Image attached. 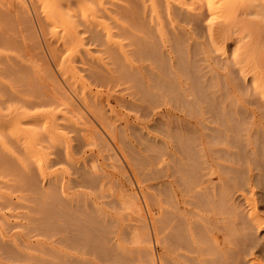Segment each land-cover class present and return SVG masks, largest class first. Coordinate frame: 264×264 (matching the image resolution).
Segmentation results:
<instances>
[{"label":"rangeland","instance_id":"374dc122","mask_svg":"<svg viewBox=\"0 0 264 264\" xmlns=\"http://www.w3.org/2000/svg\"><path fill=\"white\" fill-rule=\"evenodd\" d=\"M161 1L163 2V0ZM168 1L170 2L172 8L175 6L176 7L180 6V3L176 0H168ZM185 1H186V5L185 6L182 5V7H184L183 14L182 13L178 14L177 12H175L174 9H172L173 21L170 22L166 14L167 13L166 3H162L163 5L159 4V7L160 6L161 7L159 8L158 15H156L153 13L150 7V3L147 0H105L103 5L105 10H102L100 8L101 10L98 9L97 11V20L98 22H101L100 26H98L99 28L97 29V35L100 42L97 44V46L90 47L93 50L91 54L94 57L92 62L93 64H95L94 62H96L97 67L98 66L101 67L100 70L107 69L104 70V72L106 73L109 72V74H112V78L113 77L120 78V80L115 86L110 85L109 88L108 87L106 88V86L104 87L103 85H106L107 83H103V84L101 83L102 84L101 85L99 84L100 82H94L90 78L86 77L87 74L85 72L80 71L79 73L82 76H85L86 79V80L84 79V81L86 82L87 86L86 89H84V86L80 84L70 83L69 80L65 82L66 79L62 75L60 76L61 74L60 66H62L60 64H62L63 62L62 59L65 55L64 53H62V51L60 52L61 48H59V46L61 45L59 40L61 33H59L60 35L58 34V36L55 35L53 24H51V22L49 23L45 17V13L47 12V7L53 8L54 6H56L57 5L56 0H44V1L0 0V42H1L0 43V264H140V263L142 264V262L144 263L146 261L145 259L147 258L145 256L146 254H142V252L143 250L145 251V248L147 247L146 244L147 243L149 244V242H147L146 239H144L146 244L143 242V238H145V236L140 237L141 240L139 239L137 240V237L132 234V231L135 232L136 229L137 232L140 234V236L144 235V234L141 235V233H144V229L143 231H140L139 223L137 222H141L142 220H144L145 217H147L145 218L147 222L149 218L155 219L157 217L156 213L157 210L159 209L160 200H156V199H161V195H158L160 194L158 190L162 188L161 184L164 181L163 179V175H164L163 173L165 172L164 170L168 171L169 173L172 172L171 174L174 175L172 179L174 180V178H176L174 181L175 182H177V180L178 182L180 181L179 184H181L183 181L184 182L186 181L185 182L186 185L187 183L189 184L191 180L189 182L188 180L192 179L191 177L192 175L190 174L191 172L192 174H194L193 179L195 178L201 179L202 177L210 178L212 176V178L215 177L217 179L215 180V182L216 181L218 182L219 180L222 182L227 181V185H224L226 184V182L223 183V185L221 182L220 185L221 187L227 186L225 187L227 188V190L231 187L230 190L225 191L226 194H228L231 193V191L234 189L235 191L237 189L239 190L243 189V185L246 182L245 178L248 177L247 172H249V169H251L252 171L251 174H253L252 176L256 178V184L254 185L255 188L252 189L254 190V193L256 195L254 194L255 196H252V194L247 192H245V195L249 197L250 201L252 198L256 200V204L258 205L257 210L258 212H260L262 216V222L264 223V210H262L264 208V171H262L264 170V153H262V148L259 147V149L257 150L256 159H254L251 156L249 157V153L246 152L245 148L243 147V142L240 141V137L237 136L236 131L234 130L235 125L233 123H230L232 127V131H229L230 129L228 127H223V119H221L223 118L221 117L223 115V103H222L223 100H219L218 97H208L210 94V90H208L207 88L208 86L211 87L210 86L211 82L209 81V79H211L212 76L209 73V71H207L206 69L205 72H202V67H206L205 65L206 63H204V60L206 58L204 59V56L206 57L207 55L209 56V58L214 56L211 54L212 53L211 50L213 51V49L210 48L211 47L210 40L212 38H210L209 40V37L212 33L211 29L216 28L214 29L216 30L215 35L218 33L217 37L219 36L220 38H222V41H223L222 24L229 25V34L233 38H237L241 36L242 35L241 27L243 25V22L240 21V18L242 16L243 10L244 9L246 10L247 7L253 4L262 5L260 6V10L258 9L261 16L258 18L249 17V20L250 21L252 19H257L256 21L261 20L259 24L263 25L264 0H223V2L227 1L228 5L220 8L221 9L220 11L218 9V11L215 13L216 15L214 14L215 16L213 15V17L203 16V15L201 16L202 13L201 9L197 8V6H200L201 0H197V1L185 0ZM26 14H28L30 17L27 15L28 16L27 18ZM184 16H186V18ZM191 17H193L194 20H192L193 18ZM197 17H199V20ZM184 18L186 21L184 20ZM253 21L255 20H252L251 22L253 23ZM30 22H32L33 25L30 24ZM103 25H105V27ZM60 29L62 28L60 27ZM219 31H222L221 36ZM35 36L37 38H35ZM84 36L86 38L88 37L87 35ZM108 36L111 37L109 38ZM173 37L176 38L174 39ZM108 38L110 41H108ZM179 40L180 41L182 40V42H180ZM203 49H206L205 50L206 52L208 50V53L205 52L204 56L202 54L204 51ZM227 49L228 50L225 51H227L228 53L229 48ZM222 50H223V43H222ZM151 51L153 52L151 53ZM179 51H180V55L182 56H180L179 54L177 55ZM153 53L156 56L155 55L153 56ZM39 54H41L42 56L44 54L45 58L47 59V62L48 63L50 62L49 63L51 65L50 67L53 68V73L55 74L56 78L58 77L57 79L59 81L58 80L57 81L59 83L55 84L54 83L55 81L52 82V84L54 83L53 87L54 85L57 86L54 88L55 89L54 91L57 92V96L59 95L58 90H60L61 92L59 93H61L62 95L60 94L59 97L60 96L65 97L66 95L68 98L64 99L60 97L58 99V97L55 96L57 98L56 100L53 99V101H52V97L50 96L49 98L48 97L43 98L45 100L51 98L50 99L51 103L54 102L52 105L50 104V100L48 101L46 100L47 101L46 102V101H40L36 98L40 95H43L47 90L46 88H48L46 86L48 85L49 81L51 83L49 77L47 78L48 74L45 72L46 70L44 71V66H43L44 62L42 61L43 58L42 60H40L39 58H41L42 56L40 57ZM61 56L63 57L61 58ZM57 57L58 60H53V58L57 59ZM178 57L179 58L181 57L182 59H179ZM179 60L181 62H179ZM168 64L170 67L168 66ZM40 65L43 66L42 67L43 69L41 68ZM177 65L182 70L178 69ZM102 66L103 67L105 66V68H103ZM120 66H123V69ZM77 67H79V69L88 68L87 66L82 68L81 64H78ZM171 67L174 70H172ZM183 67L185 68L186 71L184 70ZM111 68L114 72L116 71L120 74L116 72L114 73L111 70ZM197 68L198 70L201 71L197 72L198 71ZM148 69L151 71L153 70V73L157 72L156 74L154 73L155 76L157 74H160L161 76V71H163L164 73L166 72L168 74L166 75V77L168 76L167 77L168 79L166 78V80L170 79V81L167 82L163 80L165 81L164 83L162 82L158 83V79H157L158 77H155L151 71L149 73ZM41 70H42L41 73L43 74L42 77L39 74ZM177 70L180 71L178 72ZM137 71H141L142 74ZM206 71L208 74H206ZM163 72L162 74L164 75ZM177 72L180 74H182L181 72H183V75L187 76L184 78H188L189 76L190 80L188 79V81H186L183 78V75H179ZM219 72L222 73L223 71H219ZM127 73L131 77L128 76L129 78L126 79ZM197 74L199 75L198 76L199 78L197 77ZM123 77H124V81L121 80ZM164 77L162 76L160 78L165 79ZM177 77L179 79L182 78L183 86L185 85L184 87L187 90L190 89L191 86H194L192 85V83L194 84V82H195V86L197 84L196 90L199 89L202 90V88L205 86L204 88L206 89L203 88V90L205 91V96L208 97L207 100L209 101L206 100L207 101L206 102L205 100H199L197 104L193 105L192 108L193 112L191 111V109L189 110L188 112L189 116H187V114L183 115L180 111L178 112L174 110V112L177 115L179 114L187 117L186 119L188 120L190 118V115L194 116V113L196 111L200 113L199 111L201 110L199 111L198 110L194 111V110L198 108L197 107L198 105L201 106V102L204 101L206 102V104L204 105V103H202L203 108H205L208 105L209 111L212 110L211 112H214L215 115L210 117V115L214 113H210L207 110L208 113H210V115L207 116L208 113L205 112L207 108L205 109L202 108V112L198 114L200 117L197 115L196 112L197 116L195 117L197 119L199 118L198 120L194 118L195 119L194 121V119H192L191 117L188 121L185 122V120L181 119L182 121L181 123L175 122L172 123L170 126V125H161L159 123L161 118L162 120L163 119L165 120V121L163 120L165 123L167 121V119L163 116V114H161L160 116L161 111L159 109L154 111L156 114L154 116L145 115L141 112V110L138 109H137L138 111L136 109L135 110L131 109L132 107H130L131 106L130 103L133 104V102L148 108L147 105L152 104L150 101L156 102L159 100V97L154 98V95L157 96L161 92H166V90L164 89L170 87L169 85L170 83H172V81L174 83L173 86H175L174 81ZM201 77L202 79H200ZM203 79L205 82L207 81V79L208 81L204 83V81H202ZM184 80L186 82H184ZM159 81L162 80L159 79ZM160 83L163 84V86L159 85ZM166 83L168 84L166 85L167 87L165 86ZM218 83L219 85L221 84L220 88L221 87L223 88L222 78L218 77ZM58 84L62 87L61 89L58 87L59 86ZM140 84H142L143 86ZM111 86H113L112 87L113 89L111 88ZM133 86L134 88L132 89ZM164 86L165 88H163ZM198 86L200 87L198 88ZM129 87L131 88V90L129 89L126 92L122 91L125 88H129ZM141 87L144 89L148 88L146 90L148 91L150 90V92L148 91L144 92V89H141ZM151 87L153 89H151ZM155 87L159 88L157 90L160 91L158 92L157 90H155L154 89ZM62 89H64L65 91ZM47 91L50 92L49 88ZM138 91L141 94L140 93L135 94ZM204 91L201 93H204ZM221 91L223 95V90ZM45 94H51V92ZM218 95H221V92H219ZM150 96L151 98L153 96L154 100L153 99L150 100L151 99L149 98ZM35 98L37 99V102L41 103V106L40 104L39 105L33 104L31 106H27L29 103H26L25 101L27 100L35 101L36 100ZM215 98L216 100H218L217 102ZM221 98L223 99V96H221ZM142 99L143 100L145 99L148 102H144ZM194 100L195 99L192 100V104L197 101ZM64 102L66 104L68 103L69 105V106L67 105L68 108L65 106L66 104L63 105ZM70 102L71 104L72 103L74 104L71 105ZM208 102L209 104H207ZM47 103H49V105ZM100 103L102 104V107ZM93 104L98 105L97 107L100 106L99 109L101 110L104 108V110H102L104 112H102L101 110H99L100 112L96 111L97 112L96 114H98V117H100L99 119L101 121L93 119L88 112L89 111L88 106L90 107L92 106L93 108V106H95ZM154 104L155 103H153V105ZM53 105H56L58 107L56 108V106L54 107ZM75 105L77 106L75 107ZM25 106H27V108H25ZM70 106H72V109L70 108ZM128 108H130V110ZM220 108H221L220 110L221 113L219 112ZM110 109L113 111H109ZM190 111L192 114L190 113ZM46 114L49 116L51 114H57L58 116L62 114V116H64V117H58L59 118L58 124H60V126L62 127L60 128L61 132L64 134V136H66V138L62 139L66 144L61 140L60 143H57L59 141L55 142L53 146L52 143L49 144V140L48 141L46 140L44 131L47 130V128H49V124H46V121L49 119V116H47ZM104 114H106L107 117ZM216 115L217 116L219 115L218 116L219 118L216 117ZM158 117L160 118V120ZM215 117L218 119H215ZM39 118H41L42 120L44 118L45 121L42 122V120ZM199 120L200 122L203 121L204 123H206L207 126H205L204 124L197 125V122L199 123ZM106 121L109 123V126L110 125L113 126V129L111 130L115 129V134L117 135L115 141L116 147L111 143V140L109 142L112 145V146L110 145V147L114 150V152L112 151L109 152V150L108 151L105 150L107 148H105L104 144L101 142V140L97 135L99 134V132H101L103 123L104 124L107 123ZM189 121H191L196 126V128L198 127L199 130L198 128L197 130H195L194 126L188 123ZM99 122L101 125H99ZM156 122H158L159 124ZM163 126L164 128H162ZM186 126L187 128H184ZM118 127H120V129ZM175 127L177 128V130ZM41 128L43 129V131ZM157 128L158 130H156ZM170 128H174L175 130ZM31 129L39 131L41 133L42 139L45 140V141L43 140V142L39 144V146L37 145L39 148L41 146L40 154H38V152L35 150L36 143L35 140L32 138ZM76 129L77 131H75ZM78 129L96 134L97 136V139H95L96 141L94 140L88 146L85 145L84 143L83 144L80 143L81 138H79L78 136L80 135V131H78ZM168 129L171 130V131L169 130L170 132H174V131L176 132L179 130V132L181 133L178 132L179 133L178 134L176 132L175 134L174 132V134H170L169 131H167ZM224 130L226 131L225 133L226 136H228L229 138L223 135ZM190 131L192 133H190ZM76 132L79 133L77 134ZM190 134L191 136H189ZM218 134H220V136H218ZM233 134L235 135L234 136L235 138L233 137ZM165 136H168L167 137L168 140H166ZM170 136L171 137L174 136L175 141L173 138L171 139ZM236 136L238 141L235 140ZM207 137L209 138L208 140H206ZM192 138H194L195 140ZM141 139L143 140L142 142H140ZM163 139L166 140V142L169 145L171 144L170 146H172V148L174 144L177 143V145L174 146L176 148H173L172 150L175 153L174 158H172L170 153H168L167 155V150L161 143V141H164ZM186 139L188 141L193 140V142L194 141L196 142L195 143L192 142L193 143L192 145V143H190V141L188 142ZM201 139L204 140L205 145L209 144V146L206 147L204 146L205 150L207 152L209 151L207 153V157L210 156L207 159L209 160L208 163L209 166L204 165L205 162H203L204 158H202L203 157L201 154L202 148L200 146ZM68 140L70 143L68 142ZM157 140L159 142L158 144H157ZM184 140L185 143L183 142ZM209 140L211 143L209 142ZM98 142L100 146H98ZM145 142H147L148 144ZM228 142H230V144ZM223 143L224 145H222ZM184 144L186 145V147ZM76 145L78 146L81 145V147L79 148ZM66 146L69 151L67 150ZM153 146H155V149ZM161 146H163V148ZM177 146H179V148H177ZM235 146H238V148ZM192 147L195 150H192ZM233 147L234 149H232ZM120 149L123 151H121ZM224 149H226V151L229 150L231 151L232 149V151L231 152L229 151L230 153H227L225 152ZM193 151L194 153L195 152L196 153L194 154ZM236 152L238 153L239 156L237 155ZM183 153L185 154L182 155ZM91 154L95 156H91ZM235 154L239 160L235 158ZM165 155H167L168 157ZM60 156L62 157V159ZM103 156L104 157L107 156L108 160L105 159ZM123 156L126 160L123 158ZM134 156L136 157V160ZM176 156H178V158L181 157V159L185 161H182L180 158L179 159L176 158ZM189 156L191 158L188 159ZM170 157L172 158V160L170 159ZM192 157L194 158V160ZM140 158L142 159L140 160ZM250 159L252 160L250 161ZM246 160H248L249 164L247 163ZM189 161L191 163H189ZM92 162H95V164L97 163V170L96 172H93L91 174L92 175L91 177V175L88 173L89 172L91 173ZM163 162L166 163L163 164ZM256 162H258V165ZM214 163H216L218 167H216ZM210 164L214 165L212 167L215 171H211L216 173L214 177L213 175L210 176L207 175L210 174V172H208V169L204 168L205 166H207L209 170H211ZM221 164L225 166L227 165L228 167L230 166L229 169L226 166V170L228 169L229 172L225 171V167L224 166L222 167ZM171 165L172 166L175 165V168L172 167ZM219 165L222 168H220ZM236 166L238 167L236 168ZM201 167L203 169H201ZM234 167L236 169H234ZM218 168L220 170L222 169V171H220ZM152 169L153 170L157 169V170L153 171ZM204 169L207 171L203 172ZM175 170L180 172L179 173L180 175H177L178 172H176ZM191 170H193L194 172ZM237 171L238 172L240 171V173H237ZM183 172L185 173L183 174ZM201 172L203 173V176H201L202 175ZM84 173L87 174L88 180H92V184L93 183L94 184L87 185L82 188H79L78 186L77 188L76 182L82 179L81 177L84 176ZM103 173L107 175H104ZM205 173L206 175L204 176ZM224 173L225 174L228 173L227 176L229 175L230 178L228 177L227 179V176L224 175ZM45 174L47 175L45 176ZM124 174L127 177L124 176ZM157 174L161 176H158ZM222 174L223 176H221ZM244 174L247 176L245 177ZM95 175L96 177H94ZM108 175H110V178L108 177ZM198 175L199 177H197ZM179 176H181L180 179ZM237 176L240 178H238ZM181 178L183 180L182 182H181ZM36 180L37 182H35ZM128 180L130 183L128 182ZM228 180L231 184L233 183L232 184L234 187L233 189L232 186L228 183ZM34 182L37 191L34 189ZM121 182L124 186L121 184ZM95 183L96 185L99 183L98 184L99 186L98 185L96 186ZM105 183L108 185L104 186ZM216 183L214 185L215 188L217 187L218 189ZM241 183H243V185ZM36 184H38L39 188H37ZM50 184L53 187H51ZM52 184L57 185L56 190L54 189L55 186ZM58 184L60 185L58 186ZM234 184H236L237 187ZM89 186L93 187L94 189L90 188ZM101 186L104 187L103 190H101ZM64 187L65 189H63ZM208 187H206L207 190L211 192L212 190L209 189ZM117 188L119 191L117 190ZM31 189H33V191ZM219 190H222V188L221 189L219 188L217 191ZM55 191H57V193ZM35 192L38 193L39 195L36 194ZM106 192L107 193L110 192V193L107 194ZM55 193L58 195V197L56 196ZM131 194L132 195L137 194L136 196H138L140 200H137L136 199L137 197L132 196ZM142 194H144L145 199ZM53 195H55L56 198ZM84 196L86 198L84 199L81 198ZM133 199L139 202L140 209L142 210L141 212L136 206H133L134 205L132 203ZM125 202L128 203L125 204ZM252 203L254 202H251V204L250 203L247 204L248 205L247 213H249L250 211L249 214H251V212L254 213L256 211V208H253L254 206ZM129 205H131V208H129L130 207ZM138 211L140 213H138ZM139 216L141 218L142 217L144 218L141 220ZM143 222L141 223L145 225V223ZM141 223H140V227L142 229L144 227L143 225H141ZM108 225L111 229H109ZM150 231L152 238L151 248L155 252V254H157L159 252L158 250L159 247L156 244L155 237L152 232V227L150 228ZM262 235L264 237V231H262ZM142 245H145V247ZM143 247L144 249H142ZM261 248L264 249V238L260 240L259 249L256 250V254H255L256 259L258 260L257 263L264 264V254L258 252V250H260ZM27 256L29 257L28 259ZM142 258L145 259L143 260Z\"/></svg>","mask_w":264,"mask_h":264},{"label":"bare ground","instance_id":"6f19581e","mask_svg":"<svg viewBox=\"0 0 264 264\" xmlns=\"http://www.w3.org/2000/svg\"><path fill=\"white\" fill-rule=\"evenodd\" d=\"M39 1H44V0H39ZM149 1L150 3V7L153 11L154 14L158 15V12H159V4H162V3H166V14H167V17L169 18V21H173L172 19V9L175 10V12H177L178 14L179 13H182L184 12V7L186 5V1L185 0H176L180 3V6H175V7H171L170 5V2L168 0H163V2L161 0H147ZM197 1V0H196ZM57 2V5L54 6L53 8H49L47 7V12L45 13V17L46 19L48 20V22L51 24H53V29H54V32H55V35L58 36L59 33H61L60 35V46L59 48H61L60 52L62 51V53H64V57L61 56V58L63 57V62L62 66H60V76L62 75L67 82L68 80L70 81V83H73V84H80L82 86H84V89H86V82L84 81L85 79V76H82L79 72H85L87 74V78H90L91 80H93L94 82H100L99 84H103V83H107L106 85H103L104 87L106 86V88L110 85H116L120 78H112V74H109L104 72V70H107V69H101L100 70V66L97 67V64L96 62H94L95 64H93L92 60L94 59L93 55L91 54L93 52V50L90 48V47H94V46H97V44L100 42L99 41V38H98V35H97V29L99 28L98 26H100V23L101 22H98L97 20V11L98 9H102V10H105L104 8V2L105 0H56ZM252 4V3H251ZM47 5V3H46ZM163 5V4H162ZM192 5V4H190ZM188 5V6H190ZM228 5V2L225 1L223 2V0H201V3H200V6H197V8H200L201 9V16H212L218 11L221 10L220 8H222L223 6H227ZM195 6V5H194ZM260 6H262L261 4L259 5H256V4H253L249 7L246 8V10L244 9L243 10V13H242V16L240 18V21L243 22V25L241 27V36L237 37V38H233L230 34H229V25L228 24H222L223 26V34H222V31H219L220 33V36L221 34L223 35V41H222V38H219L217 37V34L215 35V31L214 29H211L212 30V33L209 37V40L210 38H212L210 40V43H211V47L213 49V51L211 50V54L214 55L212 57L209 58V56L206 55V57L204 56L205 54V50L206 49H203V56H204V63H206V67H202V72H205V69L207 71H209V73L211 74V79H209V81L211 82V87L208 86V90H210V94L208 97H218L219 100H223L222 103H223V115L221 117V119H223V127H228L230 130L229 131H232V127L230 125V123H233L235 125V128L234 130L236 131V134L238 137H240V141L243 142V147L245 148V151L249 153V157H253L254 159H256L257 157V150L260 148H262V153H264V24L263 25H260L259 22L261 21H256L257 19H252V20H255L253 21V23L249 20V17H254V18H258L260 17V13L258 11V9L260 10ZM178 8V9H177ZM196 8V9H197ZM100 9V10H101ZM186 10V9H185ZM263 10V9H262ZM198 11V10H197ZM264 11V10H263ZM25 12V11H24ZM103 12V11H102ZM188 12V11H186ZM262 12V11H261ZM190 13V12H189ZM263 13V12H262ZM25 14V13H24ZM165 14V16H166ZM176 14V13H175ZM181 14V15H182ZM188 14V13H187ZM186 14V15H187ZM191 14V13H190ZM28 14H26L27 16ZM189 15V14H188ZM216 15V14H215ZM214 15V16H215ZM264 15V14H263ZM25 16V15H24ZM29 16V15H28ZM27 16V18H28ZM180 16V15H179ZM190 16V15H189ZM195 16V15H194ZM30 17V16H29ZM175 17V16H174ZM186 18V16H184ZM264 17V16H263ZM167 18V20H168ZM184 18V20H185ZM193 18V17H191ZM198 20H199V17H197ZM196 18V19H197ZM32 19V18H31ZM30 19V21H31ZM188 19V18H187ZM214 19V18H213ZM27 20V19H26ZM29 20V19H28ZM189 20V19H188ZM194 20V18L192 19ZM216 20V19H215ZM186 21V20H185ZM204 21V19H203ZM29 22V21H28ZM189 22V21H188ZM198 22V21H197ZM195 23V22H194ZM30 24L33 25L32 22H30ZM200 24V23H199ZM102 25V24H101ZM105 27V25H103ZM102 26V27H103ZM60 29V27L62 29ZM101 27V28H102ZM212 27V25H211ZM217 27V26H216ZM220 27H221V24H220ZM33 29V28H32ZM221 29V28H220ZM34 30V29H33ZM162 30V29H161ZM214 30V31H213ZM60 31V32H59ZM163 31V30H162ZM218 31V30H217ZM36 33V32H35ZM35 35V34H34ZM54 35V36H55ZM84 35H87L88 37L86 38ZM173 35V34H172ZM174 36V35H173ZM179 36V35H178ZM109 37V36H108ZM111 37V36H110ZM109 37V38H110ZM35 38H37L35 36ZM108 38V41H110ZM174 38V37H173ZM176 38V37H175ZM174 38V39H175ZM217 38V39H216ZM178 40V38H177ZM87 41V43H86ZM180 41V40H179ZM113 42V41H112ZM175 42V41H174ZM178 42V41H177ZM176 42V43H177ZM182 42V40L180 41ZM1 43V42H0ZM222 43H223V50H222ZM178 44V43H177ZM115 45V44H114ZM175 45V44H174ZM180 46V45H179ZM202 47V46H201ZM173 48V47H172ZM195 48V47H194ZM204 48V47H203ZM227 48H229V52L227 53V51L225 50H228ZM55 50V49H53ZM155 50V49H154ZM177 50V49H175ZM192 50V49H191ZM200 50V49H199ZM28 51V50H27ZM48 51V50H47ZM57 51V50H56ZM167 51V50H166ZM43 52V51H42ZM153 51H151L152 53ZM183 52V51H182ZM44 53V52H43ZM56 53V52H55ZM61 53V54H62ZM156 53V52H155ZM161 53V52H160ZM159 53V54H160ZM208 53V50L207 52ZM214 53V54H213ZM143 54V52H142ZM141 54V55H142ZM176 54V53H174ZM180 55V51L179 53H177V55ZM155 54L153 53V56ZM188 55V54H187ZM193 55V54H192ZM39 56L41 57L42 55L39 54ZM50 56V55H49ZM156 56V55H155ZM158 56V55H157ZM161 56V55H160ZM159 56V58H160ZM182 56V55H180ZM184 56V55H183ZM202 56V55H201ZM55 57V56H54ZM163 57V56H162ZM167 57V56H166ZM199 57V56H198ZM208 57V58H207ZM43 58V60H42ZM179 58V57H178ZM185 58V57H184ZM40 60H42L44 62V71L48 74L47 78L49 77V79L51 80V83L49 81L48 85L46 87L49 88L51 94H45V93H50L48 92V88H46V92L43 94V95H40L38 97H36L38 100L40 101H48L50 99H43V98H49L52 97V101L53 99L56 100V98L58 97V99L60 97L62 98H68L65 94V97L63 96H60L59 95L61 93L60 90H58V96H57V92H55L54 88L57 87L56 85H54L53 87V84L55 83H59L58 81V77L56 78L55 74L53 73V68L50 67L51 65L47 62V59L45 58L44 54L41 58H39ZM38 59V60H39ZM148 59V58H147ZM167 59V58H166ZM179 59H182L181 57ZM39 60V61H40ZM53 60H58V57L57 59H54ZM198 60V59H197ZM38 61V62H39ZM95 61V60H94ZM183 61V60H182ZM196 61V60H195ZM203 61V60H201ZM206 61V62H205ZM41 62V61H40ZM55 62V61H54ZM162 62V61H161ZM171 62V61H170ZM179 62H181L179 60ZM203 63V62H202ZM53 64V63H52ZM57 64V63H56ZM78 64H81L82 68L87 66L88 68L86 69H79V67H77ZM108 64V63H107ZM172 64V63H171ZM188 64V63H187ZM208 64V66H207ZM96 65V66H95ZM99 65V64H98ZM116 65V64H115ZM120 65V64H118ZM127 65V64H126ZM158 65V63H157ZM180 65V64H179ZM41 68L43 67L42 65H40ZM169 66V64H168ZM183 66V65H182ZM191 66V65H190ZM56 67V66H55ZM59 67V65H58ZM103 67V66H102ZM108 67V66H107ZM106 67V68H107ZM117 67V66H116ZM122 67L123 69V66H120ZM162 67V66H161ZM170 67V66H169ZM173 67V65H172ZM171 67V69H172ZM178 67V65H177ZM105 68V66L103 67ZM118 68V67H117ZM128 68V67H127ZM130 68V67H129ZM184 68V67H183ZM189 68V67H188ZM201 68V67H200ZM43 69V68H42ZM57 69V68H56ZM59 69V68H58ZM120 69V68H119ZM158 69V68H157ZM156 69V70H157ZM178 69H181L178 67ZM192 69V68H191ZM112 70V68H111ZM121 70V69H120ZM131 70V69H130ZM130 70H127V71H130ZM137 70V69H135ZM140 70V69H139ZM149 70V69H148ZM147 70V72H148ZM174 70V69H172ZM170 70V71H172ZM182 70V69H181ZM185 70V68H184ZM189 70V69H188ZM195 70V68H194ZM198 70V68H197ZM113 71V70H112ZM144 71V70H143ZM151 70H149V73H150ZM178 71V70H177ZM180 71V70H179ZM178 71V72H179ZM186 71V70H185ZM201 70H198L197 72H199ZM206 71V74H208ZM219 71H223L222 73H220ZM42 70L39 72L40 76L42 77L43 74L41 73ZM43 72V73H45ZM114 72V71H113ZM116 72V71H115ZM114 72V73H115ZM137 72H140L142 74L141 71H137ZM152 74L154 75L153 73V70L151 71ZM163 71H161V76L160 74H157L155 77H158V83L159 82H162L164 83L165 81H170L169 80H166V75H168L166 72L164 73V75L162 74ZM168 72V71H167ZM174 72V71H172ZM177 72V73H178ZM188 72V71H187ZM186 72V73H187ZM196 72V71H195ZM113 73V74H114ZM118 73V72H116ZM135 73V72H133ZM146 73V71H145ZM157 73V72H156ZM155 73V74H156ZM182 74L178 73L179 75H183V72H181ZM190 73V72H189ZM120 74V73H118ZM205 74V73H204ZM136 75V74H134ZM177 75V74H176ZM178 75V76H179ZM189 75V74H188ZM194 75V73H193ZM121 76V75H120ZM119 76V77H120ZM129 74L127 73L126 75V79L131 77L129 76ZM142 76V75H141ZM153 76V77H154ZM164 77L165 79H161L160 77ZM191 76V75H190ZM199 75L197 74V77ZM206 76V75H205ZM124 77H125V74H124ZM124 77L121 79L122 81H124ZM170 77V76H169ZM184 77H187V76H184L183 75V78ZM192 77V76H191ZM207 77V76H206ZM218 77L219 78H222L223 79V88L221 86V84L219 85L218 83ZM173 78V77H172ZM195 78V77H194ZM193 78V79H194ZM199 78V77H198ZM197 78V79H198ZM62 79V77H61ZM155 79V78H154ZM162 80V81H159ZM168 79V78H167ZM186 81H188L189 79V76L188 78H184ZM196 79V78H195ZM194 79V80H195ZM202 79V77L200 78ZM58 80V81H57ZM86 80V79H85ZM134 80V79H132ZM137 80V78H136ZM146 80V79H145ZM165 80V81H163ZM174 80V79H172ZM171 80V81H172ZM184 80V82H186ZM190 80V79H189ZM55 81V82H54ZM57 81V82H56ZM72 81V82H71ZM126 81H129V80H126ZM139 81V80H138ZM143 81H144V78H143ZM157 81V80H156ZM182 78L179 79L178 77L175 79V86L173 81L172 83H170V87L164 89L166 90V92H161L159 93V95L155 96L154 95V98L155 97H159V100L155 101L156 102H152L150 101L152 104H149L147 105L148 108L144 107L143 105H140V104H137V103H130L132 107L131 109H138V110H141V112L145 115H148V116H154L156 115L155 114V110L159 109L161 111L160 113V116L161 114H163V116L167 119L166 123L162 120H160V116L158 117L159 118V123L161 125H170L172 123H181V119L182 120H185L188 121L191 117L192 119H196L198 120L195 116H197L198 114H200L202 112V108H203V104L204 105L206 104L208 97L205 96V91L203 90V88L205 87H201L202 90L204 91V93H201L203 92L202 90H196V86H195V82L194 84L192 83V85L194 86H191L190 89H186L184 86H183V83H182ZM198 81V80H197ZM204 81V79L202 80ZM208 81V79H207ZM206 81V82H207ZM52 82H54L52 84ZM142 82V81H140ZM153 82V81H152ZM204 81V83H206ZM93 83V82H91ZM138 83V82H137ZM201 83V82H200ZM67 84V83H66ZM95 84V83H94ZM101 84V85H102ZM143 84V83H142ZM140 84V85H142ZM157 84V83H156ZM172 84V86H171ZM59 85V84H58ZM70 85V84H69ZM100 85V86H101ZM124 85V84H123ZM147 85V84H145ZM159 85H162L163 84H159ZM168 85L167 83L165 84V86ZM202 85H205V84H202ZM201 85V86H202ZM207 85V84H206ZM209 85V84H208ZM68 86V85H67ZM73 86V85H72ZM93 86V85H92ZM99 86V85H98ZM143 86V85H142ZM151 86V85H150ZM161 86V88H162ZM165 86L163 88H165ZM190 86V85H189ZM60 89L62 88L60 85L58 86ZM113 86H111L112 88ZM117 87V86H116ZM121 87V86H120ZM167 87V86H166ZM200 86H198L199 88ZM58 88V89H59ZM65 88V87H64ZM88 88V87H87ZM115 88V87H114ZM134 88V86L132 87V89ZM189 88V87H188ZM53 91H52V90ZM57 89V88H56ZM113 89V88H112ZM131 90V88H125L124 90H122L123 92H126L128 90ZM141 89H144L141 87ZM148 89V88H146ZM144 89V92L145 91H148ZM151 89H153L151 87ZM155 90L159 89V88H154ZM206 89V88H204ZM64 90V89H62ZM92 90V89H91ZM163 90V89H162ZM161 90V91H162ZM223 90V95H222V91ZM65 91V90H64ZM75 91V90H74ZM158 91V90H157ZM160 91V90H159ZM158 91V92H159ZM196 91V92H195ZM207 91V90H206ZM44 92V91H43ZM136 92V91H135ZM150 92V90L148 91ZM147 92V93H148ZM152 92V91H151ZM155 92V91H154ZM219 92H221V95H218ZM63 93V92H62ZM140 93L139 91L135 94H138ZM146 93V94H147ZM67 94V93H66ZM141 94V93H140ZM62 95V94H61ZM70 95V94H69ZM144 95V93H143ZM57 96V97H55ZM115 96V95H113ZM136 96V95H135ZM221 96H223V99L221 98ZM78 97V96H77ZM120 97V96H119ZM35 98V99H36ZM71 98V97H70ZM90 98V97H89ZM151 98V96L149 97ZM34 99V100H35ZM37 99L35 101L33 100H27L25 101L26 103H29L27 106H31L33 104H40L41 106V103L40 102H37ZM62 99V100H64ZM121 99V98H120ZM147 99V98H146ZM153 99V96L150 100ZM195 99L194 101H196L195 103L192 104V100ZM212 99V98H211ZM82 100V99H81ZM91 100V99H90ZM137 100V99H136ZM139 100V99H138ZM143 100V99H142ZM148 100V99H147ZM154 100V99H153ZM163 100V101H162ZM199 100H207L206 102H201V106H197L194 111L196 110H201L199 111L200 113H198L197 111V115H196V112L194 113V116H191L190 115V118L187 120L185 116H182V115H177L174 110L176 111H180L183 115L184 114H187V116H189V110L191 109V111L193 110V105L194 104H197V102H199ZM216 100V98H215ZM46 101V102H47ZM61 101V100H60ZM60 101H59V104H60ZM72 101V100H71ZM101 101V100H100ZM140 101V100H139ZM138 101V103H139ZM144 102H148L146 101L145 99L143 100ZM218 100H216L217 102ZM46 102H43V103H46ZM66 102V101H65ZM64 102L63 105H65L66 103ZM68 102V101H67ZM73 102V101H72ZM221 102V101H220ZM25 103V104H26ZM42 103V104H43ZM54 103V102H53ZM53 103H51V100H50V104L52 105ZM69 103V102H68ZM68 103L65 105L67 108H68ZM153 103H155L153 105ZM221 103V104H222ZM24 104V105H25ZM49 105V103H47ZM71 104V102H70ZM74 104V103H72ZM71 104V105H72ZM98 104V103H97ZM143 104V103H141ZM200 104V103H199ZM209 104V102L207 103ZM220 104V105H221ZM68 105V106H67ZM95 105V104H93ZM99 105V104H98ZM98 105H95L89 107V114L91 115V117L95 120H100L98 117V114H96L100 108L97 107ZM101 107H102V104L100 103ZM110 105V104H108ZM27 106H25V108H27ZM54 107L56 105H53ZM77 105H75L76 107ZM126 106V105H125ZM47 107V105H46ZM58 106H56L57 108ZM29 108V107H28ZM40 108V107H39ZM70 108L72 109V106H70ZM74 108V107H73ZM91 108V109H90ZM106 108V107H105ZM127 108V107H126ZM207 108L206 109V113H208L209 111V107L208 105L205 107ZM203 108V109H205ZM75 109V108H74ZM95 109V110H94ZM130 110V108H128ZM216 109V108H215ZM77 110V109H76ZM94 110V111H93ZM104 110V108L102 109ZM101 110V111H102ZM137 110V111H138ZM208 110V111H207ZM221 108L219 109V112L221 113ZM69 111V110H67ZM97 111V112H96ZM109 111H113V110H109ZM190 111V113H191ZM212 110H210L209 112L210 113H214V112H211ZM48 112V111H47ZM50 112V111H49ZM61 112V111H60ZM73 112V111H72ZM87 112V113H88ZM100 112V111H99ZM104 112V111H102ZM193 112V111H192ZM204 112V111H203ZM55 113V112H54ZM59 113V112H58ZM62 113V112H61ZM75 113V112H74ZM82 113V112H81ZM210 113H208L207 116L210 115ZM102 114V113H101ZM107 114V113H106ZM104 114V115H106ZM141 114V113H140ZM192 114V113H191ZM205 114V113H204ZM47 115V114H46ZM77 115V114H76ZM97 115V116H96ZM103 115V116H104ZM214 114H211L210 117H212ZM49 116V115H47ZM47 116H46V119H47ZM199 116V115H198ZM205 116V115H203ZM219 116V115H218ZM216 115V117H218ZM43 117V116H41ZM58 117H64L62 116V114L60 116H58L57 114H51L49 116V119L46 121V124H49V128H47V130L44 131V135H45V138L46 140L48 141L49 140V144L52 143L55 144V142L57 143H60L61 140L63 138H66V136H64V134L61 132L60 128H62L60 126V124H58V121H59V118ZM107 117V115H106ZM112 117V116H111ZM200 117V116H199ZM215 119H218L216 118ZM157 118V119H158ZM202 118V117H201ZM206 118V117H205ZM214 118V117H213ZM212 118V119H213ZM41 119V118H39ZM37 119V120H39ZM66 119V118H65ZM194 119V121H195ZM203 119V118H202ZM36 120V121H37ZM42 120V119H41ZM61 120V118H60ZM89 120V119H88ZM107 120V119H106ZM109 120V119H108ZM114 120V119H113ZM139 120V119H138ZM201 120V119H200ZM199 120V123L197 122V125H206V123H204L203 121L200 122ZM45 121L44 118L42 120V122ZM101 121V120H100ZM193 121V120H192ZM98 122V121H97ZM107 122V121H106ZM158 123V122H156ZM158 123V124H159ZM190 125H193L194 126V129L197 130L196 126L191 122L189 121L188 122ZM196 123V122H195ZM112 124V123H111ZM99 125L100 122H99ZM181 125V124H180ZM34 126V125H33ZM48 126V125H47ZM112 126V125H110ZM109 126V123L107 122L106 124L103 123V126H102V130L101 132H99L98 137L99 139L101 140V142L104 144L105 150H109L114 152V150L110 147V140H111V143L116 147V134H115V129L114 130H111L113 129V126L110 127ZM175 126V124H174ZM178 126V124H177ZM191 127V126H190ZM209 127V126H208ZM46 128V127H45ZM120 129V127H118ZM159 128V127H158ZM158 128L156 130H158ZM161 128V127H160ZM164 128V126L162 127ZM169 128V127H168ZM176 128V127H175ZM184 128H187L184 127ZM210 128V127H209ZM40 129V128H39ZM42 129V128H41ZM133 129V128H131ZM167 129V127H166ZM170 129H174V128H170ZM170 129H168L167 131H169ZM183 129V127H182ZM66 130V129H65ZM165 130V129H164ZM175 130V129H174ZM177 130V128H176ZM191 130V129H190ZM199 130V128H198ZM233 130V131H234ZM43 131V129H42ZM77 131V129L75 130ZM80 131V135L79 138H81V142L80 143H84L85 145H90V143H92L95 139H97V136L96 134H93V133H90V132H87L85 130H79ZM91 131V130H90ZM95 131V130H94ZM98 131V130H97ZM96 131V132H97ZM171 131V130H170ZM170 134H174V132H170ZM74 132V131H73ZM93 132V131H92ZM177 133L179 132L176 131ZM175 132V134H176ZM192 132H193V129H192ZM190 131V133H192ZM228 132V131H227ZM31 133H32V138L35 140V143H36V148L35 150L38 152V154H40V148L38 147L39 144H41L43 142L44 139H42L41 137V133L37 130H32L31 129ZM77 133V132H76ZM79 133V132H78ZM77 133V134H78ZM98 133V132H97ZM148 133V132H146ZM181 133V132H179ZM178 133V134H179ZM195 133V132H194ZM197 133V132H196ZM201 133V132H200ZM209 133V132H208ZM226 131L224 130L223 131V135L226 136ZM76 134V135H77ZM189 134V133H188ZM232 134V132H231ZM163 135V134H161ZM195 135V134H194ZM229 135V134H228ZM122 136V135H121ZM178 136V135H176ZM181 136V135H180ZM191 136V134L189 135ZM218 136H220V134H218ZM232 136V135H231ZM235 135L233 134V137ZM237 136H236V141H238L237 139ZM168 136H165L166 140ZM227 138H229L228 136H226ZM232 137V138H233ZM143 138V137H142ZM164 138V139H165ZM170 138L174 139V136ZM182 138V137H180ZM188 138V137H187ZM190 138V137H189ZM203 138V136H202ZM215 138V137H214ZM235 138V137H234ZM122 139V138H121ZM163 139V140H164ZM194 139V138H192ZM197 139V137H196ZM209 138L207 137L206 140H208ZM226 139V138H225ZM151 140V139H150ZM162 140V139H161ZM166 140L164 141H161V143L163 144V146L166 148L167 150V155L168 153L171 154L172 158H174L175 156V153L172 151L173 148H176L174 147L176 144H174L173 148L172 146H170ZM187 140V139H186ZM195 140V139H194ZM45 141V140H44ZM64 142V140H62ZM80 141V139H79ZM96 141V140H95ZM98 141V140H97ZM124 141V140H123ZM143 140L141 139L140 142H142ZM172 141V140H170ZM175 141V139H174ZM188 141V140H187ZM190 141V140H189ZM188 141V142H189ZM213 141V140H212ZM218 141V140H217ZM62 142V143H63ZM69 142V140H68ZM100 142V141H99ZM98 142V146H100ZM139 142V143H140ZM185 143V140L183 141ZM192 141H190V143H192ZM196 141H194L193 143H195ZM210 142V140H209ZM216 142V140H215ZM65 143V142H64ZM70 143V142H69ZM101 143V145H102ZM147 143V142H145ZM158 140H157V144H158ZM192 143V145H193ZM208 143V142H207ZM211 143V142H210ZM214 143V142H213ZM225 143V142H224ZM224 143L222 145H224ZM230 144V142H228ZM237 143V142H236ZM241 143V142H240ZM66 144V143H65ZM94 144V143H93ZM148 144V143H147ZM38 145V146H37ZM84 145V146H85ZM96 145V144H95ZM140 145V144H138ZM146 145V144H145ZM153 145V144H152ZM185 145V144H184ZM211 145V144H210ZM43 146V145H42ZM54 146V145H53ZM78 146V145H76ZM112 146V145H111ZM113 146V147H114ZM133 146V145H132ZM163 146H161L163 148ZM200 146L202 148L201 150V154H202V158H204L203 162H205L204 165H208L209 163V160L208 156L207 157V152L205 150V147L206 146H209V144L205 145V142L203 139H201L200 141ZM205 146V147H204ZM216 146V145H215ZM228 146V145H227ZM262 146V147H261ZM38 147V148H37ZM44 147V146H43ZM79 148L81 147V145L78 146ZM83 147V146H82ZM86 147V146H85ZM95 147V146H94ZM154 149H155V146H153ZM186 147V145H185ZM188 147V146H187ZM191 147V145H190ZM238 148V146H235ZM67 148V146H66ZM84 148V147H83ZM103 148V147H102ZM118 148V147H117ZM177 148H179V146H177ZM73 149V147H72ZM119 149V148H118ZM153 149V148H152ZM184 149V148H183ZM186 149V148H185ZM199 149V148H198ZM220 149V148H219ZM234 149V147L232 148ZM231 149V151H232ZM68 150V148H67ZM76 150V149H75ZM78 150V149H77ZM83 150V149H82ZM104 150V151H105ZM121 150V149H120ZM125 150V149H124ZM156 150H159V149H156ZM164 150V149H163ZM192 150H195L193 149L192 147ZM191 150V151H192ZM217 150V149H216ZM225 152L227 153H230L229 151H226V149H224ZM223 150V151H224ZM69 151V150H68ZM67 151V152H68ZM123 151V150H121ZM128 151V150H127ZM165 151V150H164ZM175 151V150H174ZM180 151V150H179ZM200 151V150H199ZM234 151V150H233ZM66 152V153H67ZM111 152V153H112ZM117 152V151H116ZM119 152V151H118ZM151 152V151H150ZM158 152V151H157ZM187 152V151H185ZM215 152V151H214ZM235 152V151H234ZM233 152V153H234ZM71 153V152H70ZM81 153V152H80ZM108 153V152H107ZM120 153V152H119ZM122 153V152H121ZM125 153V152H123ZM131 153V152H130ZM139 153V152H138ZM166 153V152H165ZM179 153V152H178ZM194 153V151H193ZM192 153V154H193ZM196 153V152H195ZM194 153V154H195ZM199 153V152H198ZM212 153V152H210ZM237 153V152H236ZM243 153V152H242ZM68 154V153H67ZM85 154V153H84ZM110 154V153H109ZM113 154V153H112ZM134 154V153H133ZM185 153H183L182 155H184ZM224 154V153H223ZM226 154V153H225ZM55 155V154H54ZM63 155V154H62ZM117 155V154H116ZM164 155V153H163ZM165 155V156H167ZM189 155V154H188ZM230 155V154H229ZM238 155V153H237ZM65 156V155H64ZM68 156V155H67ZM91 156H95L93 154H91ZM99 156V155H98ZM127 156V155H126ZM129 156V155H128ZM159 156V155H158ZM164 156V158H165ZM179 156V155H178ZM178 156H176V158H178ZM195 156V155H194ZM233 156V155H232ZM231 156V157H232ZM239 156V155H238ZM244 156V155H243ZM61 157V156H60ZM59 157V159H60ZM104 157V156H103ZM107 157V156H106ZM104 157L105 159L108 160V157L106 158ZM132 157V156H131ZM135 157V156H134ZM160 157V156H159ZM168 157V156H167ZM214 157V156H213ZM228 157V155H227ZM248 157V159H249ZM64 158V157H63ZM101 158V157H99ZM124 158V156H123ZM138 158V157H137ZM151 158V157H150ZM163 158V157H162ZM172 158L170 157V159L172 160ZM175 158V159H176ZM181 159V157H179ZM178 158V159H179ZM191 158L190 156L188 157V159ZM193 158V157H192ZM235 158L238 159V157H236V154H235ZM234 158V159H235ZM62 159V157H61ZM91 159V158H90ZM110 159V158H109ZM125 159V158H124ZM131 159V158H130ZM142 158H140L141 160ZM145 159V158H144ZM201 159V158H200ZM216 159V158H215ZM225 159V158H224ZM227 159V158H226ZM126 160V159H125ZM132 160V159H131ZM135 160H136V157H135ZM164 160V159H163ZM182 160V159H181ZM194 160V158H193ZM192 160V161H193ZM214 160V159H213ZM221 160V159H220ZM239 160V159H238ZM242 160V159H241ZM252 159H250L251 161ZM56 161V160H55ZM90 161V160H89ZM114 161V160H113ZM112 161V162H113ZM128 161V160H127ZM146 161V160H145ZM160 161V160H159ZM165 161V160H164ZM179 161V160H178ZM177 161V162H178ZM182 161H185V160H182ZM216 161V160H215ZM247 163L249 164L248 160H246ZM255 161V160H254ZM253 161V162H254ZM257 161V160H256ZM66 162V161H65ZM123 162V161H122ZM134 162V161H133ZM142 162V161H141ZM140 162V163H141ZM144 162V161H143ZM162 162V161H161ZM202 162V161H201ZM202 162V163H203ZM119 163V162H117ZM132 163V162H131ZM138 163V162H137ZM166 163V162H163V164ZM189 163H191L189 161ZM200 163V161H199ZM229 163V162H228ZM257 165H258V162H256ZM256 163H253V164H256ZM101 164V163H99ZM133 164V163H132ZM136 164V163H135ZM162 164V163H160ZM186 164V163H185ZM188 164V163H187ZM195 164V163H194ZM238 164V163H237ZM235 164V165H237ZM246 164V163H245ZM214 165H216V163H214ZM213 164L211 166V170H209V168L207 166H205L204 168L205 169H208V172H210V174H207V175H214L216 173L214 172H211V171H215L213 169L212 166H214ZM222 165V164H221ZM109 166V165H108ZM107 166V168H108ZM127 166V165H126ZM134 166V165H133ZM147 166V165H146ZM160 166V165H159ZM172 166V165H171ZM209 166V165H208ZM225 167V171H228L229 172V168L230 166L228 167L227 165V170H226V166L225 165H222V167ZM123 167V166H121ZM142 167V166H141ZM144 167V166H143ZM152 167V166H151ZM161 167V166H160ZM165 167V166H164ZM168 167V166H167ZM175 168V165L172 166ZM177 167V166H176ZM187 167V166H186ZM185 167V168H186ZM216 167H218V165H216ZM220 168H222L220 165H219ZM233 167V166H232ZM238 166H236L237 168ZM241 167V166H240ZM257 167V166H256ZM50 168V167H49ZM110 168V167H109ZM120 168V167H119ZM169 168V167H168ZM200 168V167H198ZM215 168V167H214ZM234 167V169H236ZM81 169V168H80ZM112 169V168H111ZM123 169V168H122ZM138 169V168H137ZM163 169V168H162ZM177 169V168H176ZM183 169V168H182ZM201 169H203L201 167ZM203 170V172L207 171V170ZM216 169V168H215ZM219 169V168H218ZM97 170V163L95 164V162H92V166H91V173L89 172L88 174H92L93 172H96ZM114 170V169H113ZM124 170V169H123ZM135 170V169H133ZM140 170V169H139ZM138 170V171H139ZM142 170H145V169H142ZM153 170V169H152ZM154 170H157V169H154ZM153 170V171H154ZM164 170V169H163ZM184 170V169H183ZM199 170V169H198ZM220 170V169H219ZM218 170V171H219ZM224 170V168H223ZM51 171V170H50ZM75 171V170H74ZM115 171V170H114ZM141 171V170H140ZM159 171V170H158ZM165 172L163 173V179L164 181L162 182L161 184V189L159 187L160 190H158L160 192V194L158 195H161V199H156V200H160L159 201V209L157 210V213H156V218H149L148 222L147 220H145V218L147 217H140L141 220L144 218V220H140L141 222L145 223L142 224L141 222H137L139 223V230L140 231H143L144 229V233H141L144 234L142 236H140V234L137 232V230L135 229V232L132 231V234L135 235L137 237V240H141L140 237H144L143 238V242L145 243L144 239H146L147 242H149V244L145 243L147 245V247L145 248V251L143 250L142 254H146V258L145 259L146 261L144 262L145 264H260V263H257V259H256V250L259 249V245H260V240L263 239V235H262V231H264V223L262 222V216L260 214V212H258V205L256 204V200H254V198L249 199V197H247V195H245V192L247 193H250L252 194V196H255L256 194L254 193V190H252L254 187V185L256 184V178L254 176H252L253 174L251 169H249V172L248 173V177L245 178L246 182L245 184L243 185V183H241L243 185V189H237L235 191L232 190L231 193H228L226 194L225 191H228L231 189V187L227 190V186H222L221 187V182L222 181H216L217 180L215 177L212 178V176L210 178H201V179H198V178H195L193 179V176L194 174H192V172L190 173L192 176V179H187L188 182L191 180V182L187 185L185 184V182L182 180L181 178V184H179L178 180L177 182H175L174 180L176 178H174V180L172 179L174 177L173 174L169 173L168 171L164 170ZM176 171V170H175ZM193 171V170H191ZM222 171V169L220 170ZM223 171V172H225ZM258 171V170H257ZM264 171V170H262ZM76 172V171H75ZM88 172V171H87ZM85 172V173H87ZM132 172V170H131ZM142 172V171H141ZM150 172V171H148ZM178 172V171H176ZM175 172V173H176ZM194 172V171H193ZM207 172V173H208ZM245 172V170H244ZM77 173V172H76ZM74 173V174H76ZM79 173V172H78ZM84 173V176H82L81 180H79L77 183V188L79 186V188H82V187H85L87 185H93L92 184V180H88V176L87 174ZM100 173V172H99ZM160 173V172H159ZM162 173V172H161ZM180 172H178L177 175H180L179 174ZM185 172H183L184 174ZM196 173V172H195ZM200 173V171H199ZM198 173V174H199ZM202 173V172H201ZM212 173V174H211ZM214 173V174H213ZM237 173H240V171ZM236 173V174H237ZM104 174V173H103ZM122 174V173H121ZM127 174V173H125ZM124 174V176H126ZM142 174V173H141ZM228 173H224V175L227 176ZM230 174V173H229ZM47 174H45L46 176ZM104 175H107V174H104ZM103 175V176H104ZM151 175V173H150ZM158 175V174H157ZM156 175V176H157ZM176 175V174H175ZM176 175V176H177ZM187 175V174H186ZM196 175V174H195ZM201 175V174H200ZM206 175V173L204 174V176ZM243 175V174H242ZM245 175V174H244ZM260 175V174H259ZM52 176V175H51ZM86 176V177H85ZM114 176V175H113ZM158 176H161V175H158ZM175 176V177H176ZM185 176V175H183ZM189 176V175H188ZM203 176V173L202 175ZM223 176V174L221 175ZM247 175H245L246 177ZM44 177V176H43ZM92 177V175H91ZM96 177V175L94 176ZM108 177L110 178V175H108ZM127 177V176H126ZM181 176H179V179H180ZM199 177V175L197 176ZM229 175L227 176V179H228ZM238 177V176H237ZM46 178V177H45ZM63 178V177H61ZM77 178V177H76ZM112 178V177H111ZM157 178V177H156ZM162 178V177H160ZM178 178V177H177ZM230 178V177H229ZM235 178H236V175H235ZM240 178V177H238ZM78 179V178H77ZM91 179V178H90ZM94 179V178H92ZM98 179V178H97ZM96 179V180H97ZM95 180V181H96ZM114 180V179H113ZM130 180V179H129ZM128 180V182H129ZM161 180V179H160ZM232 180V178H231ZM239 180V179H238ZM98 181V180H97ZM159 181V180H158ZM233 181H234V178H233ZM37 182V180L35 181ZM35 182H34V189L36 190L35 188ZM56 182V181H55ZM63 182V181H62ZM137 182V181H135ZM224 185H227V181H224L222 182V185L223 183H225ZM232 182V181H231ZM236 182V181H235ZM241 182V181H240ZM32 183V182H31ZM72 183V182H71ZM75 183V184H76ZM104 183V182H103ZM130 183V182H129ZM133 183V181H132ZM218 186V189L222 188V190H219L217 191V187L215 188V184ZM228 183L232 186V189L234 188L233 187V183L231 184L228 180ZM239 183V182H238ZM57 184V183H56ZM56 184H52L55 186V190H56ZM61 184V183H60ZM58 184V186L60 185ZM99 184V183H98ZM97 184V185H98ZM122 184V182H121ZM137 184V183H136ZM37 185V188L38 187V184ZM96 185V183H95ZM96 185V186H97ZM108 184H104V186H106ZM123 185V184H122ZM134 185V184H133ZM177 185V187H176ZM236 186V184H234ZM51 186V184H50ZM76 186V185H75ZM99 186V185H98ZM124 186V185H123ZM209 186V187H208ZM212 186V187H211ZM53 187V186H51ZM63 187V186H61ZM90 187V186H89ZM136 187V186H135ZM203 187V188H202ZM208 187L209 189H211L212 191L209 192L207 190ZM225 189H224V188ZM237 187V186H236ZM242 187V186H241ZM240 187V188H241ZM48 188V187H47ZM90 188H93V187H90ZM88 188V189H90ZM99 188V187H97ZM104 187L101 186V190H103ZM239 188V187H238ZM30 189V188H29ZM65 189V187L63 188ZM94 189V188H93ZM158 189V188H157ZM259 189V188H258ZM33 191V189H31ZM69 190V189H68ZM72 190V189H71ZM70 190V191H71ZM75 190V189H74ZM100 190V191H101ZM105 190V189H104ZM118 190V188H117ZM146 190V189H145ZM144 190V191H145ZM224 190V192H223ZM37 191V190H36ZM50 191V190H49ZM106 191V190H105ZM114 191V190H113ZM119 191V190H118ZM143 191V192H144ZM147 191V190H146ZM31 192V191H30ZM45 192V190H44ZM57 193V191H55ZM63 192V191H62ZM148 192V191H147ZM34 193V192H33ZM36 193V192H35ZM52 193V192H51ZM55 193V194H56ZM107 193V192H106ZM110 193V192H109ZM107 193V194H109ZM114 193V192H113ZM38 194V193H36ZM104 194V193H103ZM133 194V193H132ZM131 194V195H132ZM226 194V195H225ZM255 194V195H254ZM39 195V194H38ZM137 195V194H136ZM136 195H132V196H136ZM144 196V194H142ZM49 196V195H48ZM51 196V194H50ZM55 196V195H53ZM56 196L58 197V195L56 194ZM55 196V198H56ZM111 196V195H110ZM117 196V195H116ZM107 197V195H106ZM137 200H140L138 196H136ZM152 197V196H151ZM40 198V197H38ZM51 198V197H50ZM81 198H86L85 196L84 197H81ZM111 198V197H110ZM116 198V197H115ZM160 198V197H159ZM47 199V198H46ZM104 199V198H103ZM125 199V198H123ZM144 199H145V196H144ZM155 199V198H154ZM122 200V199H121ZM137 200H132V203L134 204L133 206H136L139 211L141 212L142 210L140 209V204ZM65 201V200H64ZM82 201V199H81ZM88 201V200H87ZM116 201V200H115ZM123 201V200H122ZM131 202V201H130ZM251 202H254L252 203L253 204V208H256V211L254 213L249 211V213H247L248 209H247V204ZM40 203V202H39ZM46 203V202H45ZM54 203V202H53ZM66 203V202H65ZM113 203V202H112ZM111 203V204H112ZM117 203V202H116ZM128 202H125V204H127ZM114 204V203H113ZM121 204V203H120ZM115 205V204H114ZM256 205V206H255ZM124 206V205H123ZM131 208V205H129ZM98 207V206H97ZM144 207V206H143ZM146 207V206H145ZM69 208V207H68ZM116 208V207H115ZM54 209V208H53ZM100 209V208H99ZM133 209V208H132ZM136 209V208H135ZM246 209V210H245ZM252 209V207H251ZM121 210V209H120ZM264 210V208L262 209ZM138 211V213H140ZM253 211V209H252ZM77 212V211H76ZM149 212V211H148ZM63 213V211H62ZM151 213V212H150ZM90 214V213H89ZM72 215V214H71ZM102 216V215H101ZM100 216V217H101ZM151 216V215H149ZM148 216V217H149ZM153 216V215H152ZM64 217V216H63ZM56 218V217H55ZM67 218V217H66ZM97 218V216H96ZM139 218V219H140ZM130 219V218H129ZM154 219V220H153ZM66 220V219H65ZM92 220V219H91ZM108 222V221H107ZM111 222V221H110ZM136 222V221H135ZM70 223V222H69ZM109 223V222H108ZM140 223L141 225H143L144 228L141 229L140 227ZM107 227V226H106ZM109 227V225H108ZM133 227V226H132ZM135 227V226H134ZM152 227V232L154 234V237H155V241H156V244L158 245L159 247V252L157 254H155V252L152 250L151 248V243H152V238H151V231H150V228ZM109 229H111L109 227ZM64 230V229H63ZM107 230V229H106ZM154 230V231H153ZM73 232V231H72ZM78 233V232H77ZM112 233V232H111ZM111 235V234H110ZM110 237V236H109ZM139 237V238H138ZM71 238V237H70ZM69 240V239H68ZM71 240V239H70ZM77 242V241H76ZM141 242V243H143ZM108 245V244H107ZM149 245V246H148ZM145 247V245H142ZM144 247L142 249H144ZM263 248V247H262ZM260 249L258 250L259 253H262L264 254V249ZM78 249V248H77ZM85 249V248H84ZM141 249V250H142ZM141 254V255H142ZM138 255V254H137ZM29 257L27 256V259ZM138 259V257H137ZM136 259V260H137ZM143 259V258H142ZM143 259V260H144ZM99 260V259H98ZM142 260V261H143ZM142 262V264H144ZM141 264V263H140Z\"/></svg>","mask_w":264,"mask_h":264}]
</instances>
